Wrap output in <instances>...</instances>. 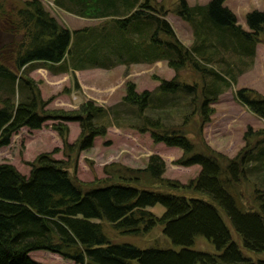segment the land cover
I'll use <instances>...</instances> for the list:
<instances>
[{
    "label": "trees",
    "instance_id": "1",
    "mask_svg": "<svg viewBox=\"0 0 264 264\" xmlns=\"http://www.w3.org/2000/svg\"><path fill=\"white\" fill-rule=\"evenodd\" d=\"M20 1L21 6L7 7L6 0H0V30L12 35L0 50V81L6 93L0 101V147L8 145L20 128L40 129L51 120L67 156L74 147L90 149L94 138L104 136L110 125L125 126L148 133L153 143L181 149L176 163L198 165L200 170L181 184L162 177L164 162L151 155L143 168L110 164L105 168L107 177L85 183L72 178L52 152L37 155L27 176L10 163H0V264H38L28 256L36 250L74 264H264L243 251L264 252V127L248 128L244 145L232 158L206 144L196 149L187 137L193 117L199 119L200 133L214 112L212 104L236 82L237 73L230 67L216 70V61L224 63V53L232 50L252 62L254 47L264 37V8L246 13L245 30L225 0L192 6L178 0L172 12L194 35L186 47L165 20L166 11L152 0H47L65 13L101 19L74 30L61 25L43 0ZM161 60L173 70L171 79H157L154 91L141 92L126 81L120 104L108 108L87 100L75 110L48 109L49 100L41 97L37 82L29 76L40 63L57 64L48 68L55 74L71 69L73 76L75 70ZM182 69L199 78L190 82L179 78ZM234 94L264 122L263 95L246 87ZM178 104L185 106L178 110L179 124L151 115ZM68 121L79 125L73 144L67 142ZM244 185L252 187L249 207L242 203ZM156 204L164 208L160 216L148 210ZM105 225L135 236L159 226L171 247L113 242ZM197 238L213 250L195 248Z\"/></svg>",
    "mask_w": 264,
    "mask_h": 264
},
{
    "label": "rangeland",
    "instance_id": "2",
    "mask_svg": "<svg viewBox=\"0 0 264 264\" xmlns=\"http://www.w3.org/2000/svg\"><path fill=\"white\" fill-rule=\"evenodd\" d=\"M153 1V2H152ZM151 3L157 7L160 5L166 11L165 20L171 26L176 38L186 47H190L194 41L192 28L178 16L172 9L178 0H152ZM188 5L206 4L209 0H185ZM7 7L21 6V1L6 0ZM44 8L56 18V20L69 30H74L86 26H94L101 22L99 20L82 19L72 14L65 13L55 7L52 1L43 2ZM224 5L231 10L237 23L245 30H248L245 23V15L252 10H262L264 0H225ZM140 40L143 39L134 32ZM88 36V35H86ZM135 37V38H136ZM12 39L0 30V50ZM261 42L254 47L252 62L248 57L237 56L232 50L224 53V63L216 61L214 68L222 71L230 67L237 73L236 82L231 84L228 89L218 96V100L212 104L214 108L210 119L198 132V117H193L190 121L187 137L196 145V149L207 145L209 148L232 158L244 145V133L248 128L259 130L264 127V122L257 115L253 114L246 106L235 99V91L240 87L251 88L264 96V37ZM114 43V41H112ZM121 43V41L119 40ZM101 44V43H100ZM93 59V58H91ZM239 69L240 71H237ZM173 70L167 65V61L161 60L154 63H140L129 65H116L105 70L96 69L84 71L78 74L73 72L61 74L57 77L52 76L47 70L37 69L29 76L37 82L41 97L49 100L48 109L75 110L80 104L87 100H92L96 104L108 108L120 104L121 98L125 93V82L131 81L135 84L136 91L141 92L146 89L154 91L158 85L157 79L169 80L173 77ZM33 76V77H32ZM74 77V78H73ZM179 78H184L190 82L191 78H199L190 69L179 71ZM80 82L82 84H80ZM77 83V84H76ZM78 85V86H76ZM84 89L85 93L81 89ZM4 85L0 81V101L5 97ZM16 98V95L13 96ZM185 106L180 104L168 107L163 111L148 113L151 115H161L165 121L172 124H179L181 118L179 109ZM190 110L189 108L187 109ZM59 122L58 120L55 123ZM53 121L47 120L40 129L32 130L26 127L20 128L10 137L9 144L0 147V163L12 164L21 174L27 176L30 170V163L37 155L44 152H52V157L61 160L67 169L68 174L81 182H93L107 177L106 166L110 164H121L132 168L145 167L149 156L157 155L164 162L162 177L187 184L199 173L198 165L181 166L176 161L181 156V149L168 147L163 143H153L148 133H138L125 126L116 127L110 125L104 136L95 137L90 149L78 151L75 147L69 155H64L62 143L56 132L52 129ZM123 124V123H122ZM68 127L67 142L73 144L79 134V125L75 121L66 122ZM56 150V151H53ZM262 170H254L257 176ZM253 176V175H252ZM257 179H255L256 181ZM260 183V180H257ZM261 184V183H260ZM243 205L249 207L252 202L250 193L252 187L244 185ZM185 193L187 191H177ZM192 196H198L192 194ZM255 207V205H254ZM148 210L156 216H160L164 208L158 204L148 207ZM105 234L113 241L120 243L133 244L139 248L171 247L170 241L163 235L161 227H155L148 234L135 236L130 234H120L111 227L105 225ZM232 236L241 247L239 239L232 231ZM195 248L212 251V246L202 238H197ZM242 248V247H241ZM251 260L263 259L264 252L254 253L243 250ZM30 259L38 264H74L71 261L62 259L57 254L36 250L28 254Z\"/></svg>",
    "mask_w": 264,
    "mask_h": 264
},
{
    "label": "crops",
    "instance_id": "3",
    "mask_svg": "<svg viewBox=\"0 0 264 264\" xmlns=\"http://www.w3.org/2000/svg\"><path fill=\"white\" fill-rule=\"evenodd\" d=\"M79 18H81V17H79ZM82 19H85V18H82ZM79 29V28H78ZM138 64H140V63H138ZM56 65L57 64H48V63H44V65H41V63H40V67H37L36 69H34V70H32V71H30L29 72V74L32 72H34L35 70H37V69H42V70H47L52 76H54V77H57V76H59V75H65L66 73H57V74H55V73H52V72H50L49 70H48V68L49 67H52V68H55L56 67ZM96 69H104V68H89V69H83V70H75L74 71V73H76V74H78V72H80V73H82V72H84V71H89V70H96ZM111 69V68H110ZM105 70H108V69H105ZM71 71V69H69V72ZM68 72V73H69ZM33 77V76H32ZM80 84H82L81 82H80ZM82 90V92L83 93H85L84 91V89L82 88L81 89Z\"/></svg>",
    "mask_w": 264,
    "mask_h": 264
}]
</instances>
